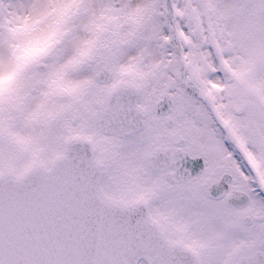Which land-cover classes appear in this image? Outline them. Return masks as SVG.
<instances>
[{
    "label": "snow or ice",
    "instance_id": "1",
    "mask_svg": "<svg viewBox=\"0 0 264 264\" xmlns=\"http://www.w3.org/2000/svg\"><path fill=\"white\" fill-rule=\"evenodd\" d=\"M0 264H264V0H0Z\"/></svg>",
    "mask_w": 264,
    "mask_h": 264
}]
</instances>
